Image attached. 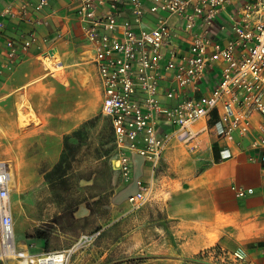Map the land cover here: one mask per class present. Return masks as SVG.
<instances>
[{
	"label": "crops",
	"instance_id": "1",
	"mask_svg": "<svg viewBox=\"0 0 264 264\" xmlns=\"http://www.w3.org/2000/svg\"><path fill=\"white\" fill-rule=\"evenodd\" d=\"M24 1L0 0V22L5 23V29H0V69L4 71L0 76V161L9 162L12 168L16 162L19 170L16 184L13 185V178L11 182L13 216L16 211L12 193H19L18 199L24 202L46 201L47 189L66 185L73 174L66 172L67 167L83 148L85 139L90 136L94 142L90 143L91 149L99 152L98 117L103 102L94 44L86 36L89 23L78 14V0H50L44 10L31 13L25 20L7 13L8 8L17 11ZM142 2L145 13L139 23L135 22L130 2L118 6L115 13L119 28L112 31L114 36L121 35L125 21L131 22L136 33L153 29L160 17L170 26L182 28L184 21L180 17L151 13L150 0ZM232 10L228 8L229 12ZM100 29L105 32L103 27ZM179 33L175 42L186 51L190 36L182 30ZM30 34L36 37V42L10 64L7 41L19 44ZM209 36L222 44L231 38L228 32L219 29L218 21L210 28ZM53 60V65H47ZM220 76L218 67L209 68L197 97L208 95ZM217 120L218 111L214 110L192 126L191 141L174 139L154 172L150 162L136 156L131 179L118 185V190L129 193L127 200L138 191V181L153 185L148 204L162 207L164 216L160 222L172 225L171 236L161 237L160 250L154 249L153 241L145 247L149 254L144 256L143 264H184L216 246H221L230 257L245 259L244 264H264L263 164L249 140L227 144L219 137L214 130ZM258 128L256 117V135ZM163 129L167 131L170 127ZM111 130L114 134L112 123ZM227 148L232 156L223 159L222 151ZM106 169L100 159L83 171L72 169L78 173L76 181L84 185L86 195L78 202L71 200V207L63 212L58 210L57 203L49 208L45 204L40 215L53 219L51 224L55 227L38 230L49 234L48 241L37 238V230L24 226L16 232L18 246L31 252L65 249L64 245L53 246L50 237H73V233H62L60 228L63 216L69 215L72 224L80 225V236L101 232L92 246L75 257L73 264H103L109 251L103 247L104 237L123 219L119 216L111 220L112 211L105 209ZM234 186L252 188L254 192L240 197ZM24 223L27 224L25 220Z\"/></svg>",
	"mask_w": 264,
	"mask_h": 264
},
{
	"label": "built area",
	"instance_id": "2",
	"mask_svg": "<svg viewBox=\"0 0 264 264\" xmlns=\"http://www.w3.org/2000/svg\"><path fill=\"white\" fill-rule=\"evenodd\" d=\"M49 2L25 0L17 11H6L25 20ZM126 2L133 6L135 22H141L145 13L142 0H78V14L89 23L86 36L94 44L103 90L101 113L111 119L114 130V169L127 182L133 175L135 158L140 156L150 162L154 172L174 139L191 141L192 126L217 110L215 132L227 144L249 140L250 147L259 152L264 173V0H150L151 13L178 16L184 21L182 28H174L160 17L153 29L136 33L131 22L125 21L121 35L114 36L112 31L119 28L115 10ZM216 21L221 31L231 35L224 44L209 36ZM0 29H5L2 21ZM180 30L190 36L186 51L175 42ZM35 42L33 34L19 44L8 40L10 64ZM215 66L220 69V80L208 95L197 97L206 71ZM3 73L0 69V76ZM256 117L258 135L254 131ZM163 126L170 129L165 131ZM231 156L228 148L222 151L223 159ZM12 178L10 163L0 161V261L71 264L78 250L92 246L101 235L100 231L84 234L73 246L52 251L31 252L19 247L10 200ZM233 189L240 197L254 192L252 188ZM152 192L153 185L138 181V191L128 196L131 210L147 205Z\"/></svg>",
	"mask_w": 264,
	"mask_h": 264
},
{
	"label": "rangeland",
	"instance_id": "3",
	"mask_svg": "<svg viewBox=\"0 0 264 264\" xmlns=\"http://www.w3.org/2000/svg\"><path fill=\"white\" fill-rule=\"evenodd\" d=\"M53 63L54 60L47 65H53ZM98 118L101 120L99 152L96 153L91 149V144L94 142L91 140L90 136L85 139L82 144L83 148L76 154V158H73L71 166L67 167L66 172L69 174L73 172V174H71L66 180V185L54 186L47 189L48 195L46 201L33 200L24 202L18 199L19 193H16V195H13L12 193V204L16 211L14 214L15 232L22 229L24 226L27 229L29 227L34 230L44 228V226H46L45 228L47 230H51L52 226L54 228L55 226L51 224L53 219L42 217V215H40L46 208L44 205L47 204V208H49L53 206L54 203H57L56 206L58 207V210L63 212L68 206L69 208L71 207V200L77 202L80 201V199L83 198V195H86V188L84 185L77 183L76 179L79 178V175L72 169H81L83 171L90 163L100 159V161L102 160L107 167L105 175V209L112 211L110 214L111 220L114 218L116 219L119 216L123 218L120 222L116 223V225L112 227L104 237L103 247L105 251H109L103 264H143L145 260L144 256L149 254L145 247L153 241L155 245L154 249L160 250L161 237L162 235L166 236L167 234L171 236L172 225H162L160 222L164 216L161 209L162 207L147 204L139 210L129 212V208L131 207L127 200V195L129 193H123V191L118 190V185L125 183L126 181L122 178V175L113 168L117 151L114 134H112L111 130V121L109 117L102 113H100ZM12 169L14 185L17 181L16 175L19 173L16 162H14ZM55 197H58L59 200H54L53 198ZM37 213L39 214L35 215ZM24 220L27 224L24 223ZM41 221H45L46 223L43 224ZM76 224L77 223H71L69 215H64L62 218V225L60 224L62 233L64 231L73 233V237L64 238L57 235H51L50 242L53 246L64 245V248H68L75 244L80 237V225ZM114 242H117V244H115V247H112ZM84 249L85 248H81L73 255L71 264H73L75 257ZM166 251L167 249H164V252ZM244 263H246L245 259L238 256L236 258L230 257L221 246H216L187 260L184 264Z\"/></svg>",
	"mask_w": 264,
	"mask_h": 264
},
{
	"label": "trees",
	"instance_id": "4",
	"mask_svg": "<svg viewBox=\"0 0 264 264\" xmlns=\"http://www.w3.org/2000/svg\"><path fill=\"white\" fill-rule=\"evenodd\" d=\"M68 166H70V165H68ZM36 237L37 238H41V239H43L45 241H48L47 238L49 237V234L47 232H45V231L37 230L36 231Z\"/></svg>",
	"mask_w": 264,
	"mask_h": 264
},
{
	"label": "bare ground",
	"instance_id": "5",
	"mask_svg": "<svg viewBox=\"0 0 264 264\" xmlns=\"http://www.w3.org/2000/svg\"><path fill=\"white\" fill-rule=\"evenodd\" d=\"M17 242V241H16Z\"/></svg>",
	"mask_w": 264,
	"mask_h": 264
}]
</instances>
